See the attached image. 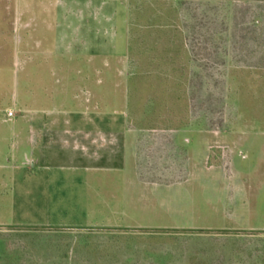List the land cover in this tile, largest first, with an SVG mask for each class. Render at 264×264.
<instances>
[{"label": "rangeland", "instance_id": "rangeland-1", "mask_svg": "<svg viewBox=\"0 0 264 264\" xmlns=\"http://www.w3.org/2000/svg\"><path fill=\"white\" fill-rule=\"evenodd\" d=\"M71 2L0 0V264H264V230L257 228L264 225L261 149H236L227 179L203 176L168 188L156 200L150 188L140 200L129 192L134 204L110 202L112 192H125L117 184L124 171L56 169L68 161H56L49 121L63 109L83 108L71 106L74 88L60 87L56 76V4ZM109 2L120 8L119 0ZM120 18L119 13V24ZM245 73L243 67H229L228 113L241 127L250 114ZM94 77L102 82L93 81L94 94H102L99 114L115 118L98 129L115 133L125 114L124 79L113 72ZM255 83L260 89V81ZM10 110L13 116L7 115ZM34 118L41 123H32ZM30 129L49 132V140L42 151L35 148L34 157L43 156L44 162L27 170L22 161L32 150ZM87 193L103 202L87 204ZM115 205L133 216L111 212Z\"/></svg>", "mask_w": 264, "mask_h": 264}, {"label": "crops", "instance_id": "crops-1", "mask_svg": "<svg viewBox=\"0 0 264 264\" xmlns=\"http://www.w3.org/2000/svg\"><path fill=\"white\" fill-rule=\"evenodd\" d=\"M73 1L68 5L56 4V76L60 87L74 88L71 106L83 108L63 109L64 114L49 121L54 128L56 161H68L56 164V169L124 171L117 184L125 186V192L121 195L112 192L110 202L134 204L133 196L137 200L146 197L148 188L156 200L168 188L203 180V176L216 180L231 177L236 149L247 152L261 149L264 154V63L257 60L245 65L235 63L227 48L229 35L224 39L226 54L225 62L221 63V51L214 52L220 42L219 34L208 41L211 59H206L203 35L196 40L201 43V51L189 40L188 28L192 23L189 16L161 23L148 18V22L142 23L137 16L144 8L138 0L125 3L119 0L120 8L110 4V0ZM225 7L229 14V5ZM216 11L206 10L212 15ZM230 24L229 20L228 27ZM231 66L245 68L246 76H250L246 80L251 85L248 91L251 100L246 101L250 114L243 127L237 126L238 121L228 113ZM110 72L121 75L125 87V114L115 133L99 131L97 124L105 122L108 127L115 118L99 114L102 94L93 91V81L96 85L101 82L94 76ZM257 80L260 89L252 85ZM81 92L85 94L83 100ZM91 107L95 108L94 113ZM259 114L261 119H257ZM35 122L41 120L34 118L32 123ZM29 132L27 146L32 150L24 152L22 161L27 170L44 162L43 156L34 157L35 148L39 146L42 151L49 140L45 138L49 132L39 129ZM29 156L35 161L27 165L25 160ZM89 186L90 191L95 187ZM94 192L98 197L103 195L99 190ZM87 195V204L103 202L99 199L94 202L90 200L92 194ZM111 208L116 209L111 212L126 218L133 216L117 205ZM257 228L262 231L264 225Z\"/></svg>", "mask_w": 264, "mask_h": 264}, {"label": "trees", "instance_id": "trees-1", "mask_svg": "<svg viewBox=\"0 0 264 264\" xmlns=\"http://www.w3.org/2000/svg\"><path fill=\"white\" fill-rule=\"evenodd\" d=\"M215 1L217 3H212V0H138L137 3L144 10L137 19L144 23L151 18L154 23H161L170 19H186L189 16L192 21L188 28L189 40L201 51V43L196 40H200L201 34L203 35L206 59H211L208 41L213 35L219 34L220 42L215 45L214 52L218 49L221 51V63L225 62L226 35H229L230 40L227 48L235 63L245 65L252 61L255 63L256 60L259 64L264 63V0ZM226 4L229 5V14ZM207 9L217 11L212 15L206 12ZM229 20L231 24L228 27Z\"/></svg>", "mask_w": 264, "mask_h": 264}, {"label": "built area", "instance_id": "built-area-1", "mask_svg": "<svg viewBox=\"0 0 264 264\" xmlns=\"http://www.w3.org/2000/svg\"><path fill=\"white\" fill-rule=\"evenodd\" d=\"M7 115H8V116H13V115H14V114H13V111H11V110L8 111V112H7ZM221 149L223 150L224 148H221Z\"/></svg>", "mask_w": 264, "mask_h": 264}]
</instances>
